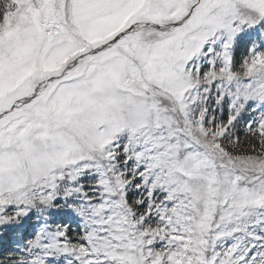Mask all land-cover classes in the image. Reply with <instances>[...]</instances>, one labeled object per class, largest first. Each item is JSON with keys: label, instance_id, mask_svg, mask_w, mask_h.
Returning <instances> with one entry per match:
<instances>
[{"label": "snow or ice", "instance_id": "1", "mask_svg": "<svg viewBox=\"0 0 264 264\" xmlns=\"http://www.w3.org/2000/svg\"><path fill=\"white\" fill-rule=\"evenodd\" d=\"M0 264H264V0H0Z\"/></svg>", "mask_w": 264, "mask_h": 264}]
</instances>
